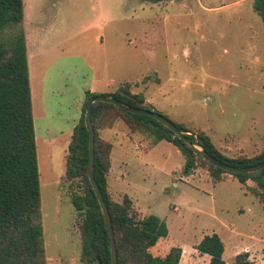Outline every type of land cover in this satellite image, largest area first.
<instances>
[{"label":"rangeland","instance_id":"374dc122","mask_svg":"<svg viewBox=\"0 0 264 264\" xmlns=\"http://www.w3.org/2000/svg\"><path fill=\"white\" fill-rule=\"evenodd\" d=\"M23 25L47 264H83L84 212L72 198L85 182L66 180L65 171L86 90L142 93L191 134L206 131L228 156L264 150V23L252 0H24ZM100 135L114 143L110 195L122 202L129 194L138 217L165 219L164 240L168 250L182 248L180 264H210L195 245L223 224L239 227V247L249 241L242 224L264 204L251 194L255 181L227 172L214 182L201 164L187 175L177 145L122 119ZM227 235L223 257L234 264Z\"/></svg>","mask_w":264,"mask_h":264},{"label":"trees","instance_id":"16d2710c","mask_svg":"<svg viewBox=\"0 0 264 264\" xmlns=\"http://www.w3.org/2000/svg\"><path fill=\"white\" fill-rule=\"evenodd\" d=\"M253 8L264 23V0H253ZM23 22L24 0H0V264H47L27 37ZM96 94L91 90L85 92L81 116L74 125L69 143L65 179L80 178L85 182L84 193H76L72 198L75 208L84 212L80 223L82 263L113 264L109 228L88 173L90 133L86 127L85 112L89 100ZM106 95L115 96L132 106L154 110L151 104L145 103L142 93L133 94L124 86ZM92 119L96 128L94 176L111 214L119 264H179L183 253L180 246H173L164 256L151 251L161 237L169 234L166 220L156 214L138 217L128 194L122 202L110 195L108 174L113 144L100 135V129L111 128L122 119L133 131L149 132L156 141L166 140L177 145L186 157L183 171L187 175L201 164L209 170L213 181L218 182L227 171L205 159L198 150L154 117L128 112L113 103L96 101ZM174 123L188 131L185 125ZM188 136L193 140L197 137L201 145L222 162L240 167L264 162V150L250 157H231L220 150L204 130ZM232 174L243 184L249 179L255 181L252 192L264 200V168ZM197 248L211 256L210 264L226 263L223 257L225 244L218 233L205 235ZM234 264L264 263L253 261L249 252L243 251L235 256Z\"/></svg>","mask_w":264,"mask_h":264},{"label":"water","instance_id":"95a60500","mask_svg":"<svg viewBox=\"0 0 264 264\" xmlns=\"http://www.w3.org/2000/svg\"><path fill=\"white\" fill-rule=\"evenodd\" d=\"M96 101H104L108 103H113L117 105L118 107L132 113L136 114H143V115H148L151 117L156 118L160 122H162L165 126L173 130L178 136H180L182 139H184L190 146L194 147L198 152L208 161L213 163L214 165L223 168L227 172L230 173H235V172H252L256 171L259 169L264 168V162L257 164V165H252V166H234L225 162H222L218 158L214 157L211 155L199 142V140L196 139L193 140L191 139L188 135L191 134L190 132L186 130H182L179 128L170 118L166 117L164 114L155 111V110H150L147 108H141V107H136L129 105L120 99L116 98L115 96L112 95H106V94H96L94 95L88 102V106L85 112V121H86V127L90 133V138H89V148H90V161H89V167H88V173L90 180L92 182V185L95 189V192L98 196L102 211L104 213L108 228H109V233L111 237V251H112V260L113 264H119L118 261V252H117V245H116V238H115V230L111 218V214L109 211V208L107 206V203L105 201L103 192L98 185L95 176H94V168H95V136H96V128L95 124L92 119V109L93 105Z\"/></svg>","mask_w":264,"mask_h":264},{"label":"crops","instance_id":"0c3cea01","mask_svg":"<svg viewBox=\"0 0 264 264\" xmlns=\"http://www.w3.org/2000/svg\"><path fill=\"white\" fill-rule=\"evenodd\" d=\"M253 1V0H252ZM27 37V35H26ZM27 53H28V47H27ZM28 63H29V55H28ZM29 72H30V68H29ZM30 83H31V78H30ZM92 92H94L93 90H91ZM31 92H32V89H31ZM33 102V100H32ZM84 104V102H83ZM35 117V116H34ZM121 120V119H120ZM118 121V120H117ZM116 121V122H117ZM114 127V126H113ZM112 127V128H113ZM74 128V126H73ZM110 140V139H109ZM111 141V140H110ZM112 142V141H111ZM159 142V141H158ZM169 142V141H168ZM171 143V142H170ZM113 146H114V143L112 142ZM138 149H141L140 146L136 145ZM113 151V150H112ZM124 155L125 157L127 158V152H124ZM124 157V159H125ZM112 154H111V168H110V171H112ZM110 171H109V174H108V183L110 182L109 180V176H110ZM189 175V174H188ZM224 175L223 174V178H224ZM222 178V179H223ZM221 181V180H220ZM243 184V183H242ZM248 185H254V184H250V182H248ZM246 191L248 193H251L250 191H248L246 189ZM253 194V193H251ZM129 195V194H128ZM255 195V194H253ZM257 197V196H256ZM131 198V197H130ZM132 199V198H131ZM263 207V211L260 212V214H252L243 224H242V227L243 228H247L248 232L251 234L250 237H249V241H246L244 242V245L243 247H239V242L237 240V238L234 237V233H237V235H242V233L238 232V229L239 227H236L235 225H232V226H227L225 224H223V227H225L228 231V235H227V240H230L231 241V244H233L234 246H236V250L234 251V258L235 256L240 253V252H243V251H247L249 252L250 254V259H252L253 261L257 262V263H264V204L262 205ZM223 227L221 229H219V231H214L216 233H218L220 235V237L222 238L224 244H225V250H226V243H225V237H224V234L226 233V231H224ZM213 232V233H214ZM212 234V233H211ZM169 235V234H168ZM164 239H168V237H161L159 239V241L157 242L156 245H154L152 248H151V251L155 254V255H166L167 252L172 248H170L168 250V248L171 246L169 245V243H167L166 240ZM201 241V240H200ZM199 241V242H200ZM197 242L196 243V247H197V244L199 243ZM197 250V249H196ZM225 253V251H224ZM183 255V253H182ZM224 255V254H223ZM182 258V257H181ZM234 258H233V261H234ZM181 261V260H180ZM180 264V263H179Z\"/></svg>","mask_w":264,"mask_h":264}]
</instances>
